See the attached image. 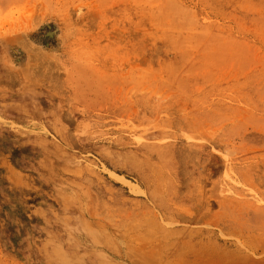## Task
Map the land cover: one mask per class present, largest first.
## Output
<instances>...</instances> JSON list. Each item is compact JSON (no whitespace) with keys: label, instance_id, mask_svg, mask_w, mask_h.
<instances>
[{"label":"rangeland","instance_id":"1","mask_svg":"<svg viewBox=\"0 0 264 264\" xmlns=\"http://www.w3.org/2000/svg\"><path fill=\"white\" fill-rule=\"evenodd\" d=\"M224 241L264 245V0H0V264Z\"/></svg>","mask_w":264,"mask_h":264},{"label":"bare ground","instance_id":"2","mask_svg":"<svg viewBox=\"0 0 264 264\" xmlns=\"http://www.w3.org/2000/svg\"><path fill=\"white\" fill-rule=\"evenodd\" d=\"M28 44V43H27ZM30 49V48H29ZM40 52V51H39ZM33 53V52H32ZM31 53V55H33ZM40 54V53H39ZM42 55V54H40ZM35 58V55H33V59ZM39 61V60H38ZM43 61V60H42ZM40 64V63H39ZM141 193V192H140ZM165 214V213H164ZM158 216V215H157ZM168 217V216H167ZM158 218V217H157ZM143 226V225H141ZM164 234V233H163ZM166 234V233H165ZM159 235V234H158ZM160 236V235H159ZM168 236V235H167ZM154 238V237H153ZM146 240H151L152 239ZM158 238V237H157ZM168 238V237H166ZM173 238V237H172ZM161 239V237L158 238V240ZM164 239V238H163ZM143 240V239H142ZM162 240V239H161ZM144 241V240H143ZM155 241V240H154ZM149 242V241H148ZM153 242V241H152ZM151 243V242H150ZM147 245L148 243L145 242ZM160 244V243H159ZM222 244H224L227 247H232V257L231 262L229 264H264V245L260 243H251L249 245H241L239 246L235 241H224ZM221 244V245H222ZM151 245V244H150ZM162 245V243H161ZM149 246V244H148ZM147 246V247H148ZM153 246V245H152ZM156 246V245H155ZM158 247V245H157ZM141 248V247H140ZM150 248V247H149ZM154 249V248H153Z\"/></svg>","mask_w":264,"mask_h":264}]
</instances>
